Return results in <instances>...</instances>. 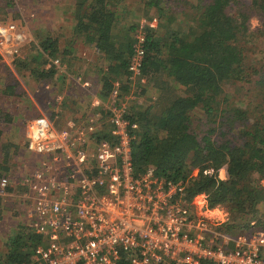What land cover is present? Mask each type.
Returning a JSON list of instances; mask_svg holds the SVG:
<instances>
[{
    "label": "built area",
    "instance_id": "built-area-1",
    "mask_svg": "<svg viewBox=\"0 0 264 264\" xmlns=\"http://www.w3.org/2000/svg\"><path fill=\"white\" fill-rule=\"evenodd\" d=\"M0 29V64L15 67L33 37L13 19L0 22ZM145 57L146 33L137 29L127 92L115 85L108 99L99 97L104 103L93 101L109 123L64 121L65 89L55 90L47 109L27 123V151L40 161L20 185L22 220L43 243L23 264H119L124 255L131 264H264V227L253 228V222L234 235L227 216L214 214L220 208L206 205L198 213L199 198L189 201L184 181L166 179L154 168L136 172L140 127L131 111L135 104L158 102L134 90ZM44 67L65 71L60 58L45 59ZM9 187L3 177L0 191Z\"/></svg>",
    "mask_w": 264,
    "mask_h": 264
},
{
    "label": "trees",
    "instance_id": "trees-1",
    "mask_svg": "<svg viewBox=\"0 0 264 264\" xmlns=\"http://www.w3.org/2000/svg\"><path fill=\"white\" fill-rule=\"evenodd\" d=\"M73 1L74 37L94 46L107 61L99 93L106 100L115 87L114 81L121 82L128 75L134 34L139 26H127L129 9L123 7L126 0ZM140 1L149 22L156 20L143 30L146 33L143 77L163 73L183 95L165 106L158 119L152 115L156 104L133 106L130 118L140 127L134 153L136 172L145 173L154 168L166 179L184 181L189 201L205 196L209 208L226 207L233 213L237 223L234 226L228 221L231 230L247 227L248 222L263 224L259 208L264 204L261 185L264 180V59L254 56L258 44L264 43V0H252L249 4L243 0H200L197 4L187 0ZM257 10L261 12V28L250 30V18ZM181 15L192 17L187 32L174 24ZM47 43L53 44V41L42 43L45 51L51 50L47 56L58 58L57 41L54 45ZM17 65L22 63L17 61ZM37 71L40 79L57 73L44 65ZM256 77L259 78L254 82L262 87V95L255 112L247 117L249 109L227 110L226 87L253 82ZM123 87L125 94L127 81ZM11 90L12 87H6L5 92L9 94ZM198 110L203 112L209 126L217 124L232 110L234 114L230 122L224 119L206 135L203 131L197 135L192 122ZM236 123L239 124L237 131ZM225 126L227 131L219 136L226 140L213 139L219 128ZM42 239L25 225L21 226L9 241L8 252L0 264L30 262ZM119 264H131L129 257L124 255Z\"/></svg>",
    "mask_w": 264,
    "mask_h": 264
},
{
    "label": "rangeland",
    "instance_id": "rangeland-1",
    "mask_svg": "<svg viewBox=\"0 0 264 264\" xmlns=\"http://www.w3.org/2000/svg\"><path fill=\"white\" fill-rule=\"evenodd\" d=\"M126 1L123 7L127 6L129 9L127 26L131 27L137 24L139 26L138 29L145 31L146 25L156 23V20L150 21V23L149 19L144 15L143 4L140 0ZM187 1L197 4V1L200 0ZM243 1L246 4L252 2V0ZM74 7L75 1L73 0H0V22L8 21L9 19L18 21L28 29L33 37V41L24 49L22 57L18 60L19 64L22 63V65L8 67L0 64V129L5 131V135H2L0 139L2 143L11 145V147L4 146L5 144L0 146V181L3 177H7L11 182L10 184H14L7 191H0V259L8 252L9 241L12 240L18 229L24 225L22 216L25 206L20 199V195L23 192L20 185L25 175L34 170L40 161L38 157L27 151L25 136L27 123L47 109L48 101L55 96L53 92L57 91L55 81L62 79L59 73L46 79H40V72L37 69H39L41 61L48 59L50 56L47 55L51 53L50 49L45 51L42 43L53 41V44L47 43V45H54L57 41V55L59 57L62 55L66 41L69 39V34L67 31L62 32L63 28L59 26L64 24L68 12ZM177 21L174 22V24L177 23V28L179 27L180 30L187 32L189 25H191L192 17L181 15ZM253 21H256V23L253 24ZM261 24V12L257 10L250 18V30L261 28ZM80 40L82 41L81 38ZM253 43L255 42L253 41ZM255 47H257V44ZM80 48L83 53H90V56L94 59L90 64L85 63L82 65V73L99 79L101 74L105 72L107 62L100 56H94L91 50L85 46ZM255 50L256 55L254 57L264 59V43L263 45L258 44ZM252 54L249 55L250 60ZM72 70H74V73L77 71L73 67ZM257 78L259 77H256L253 82H239L236 85L226 87L225 92L228 102L225 107L227 110L235 108L249 109L247 110L249 112L247 117L252 115V112H255L262 95V87L254 82L257 81ZM169 81L171 80L167 79L165 74L160 73L153 77H143L134 87V90L141 93L146 100L152 97L160 99V102H157L156 105L154 104L155 107L152 111L154 118L158 119L162 110L166 108L165 106L168 107L176 97L183 95V92L178 91ZM123 85L120 84L119 86L124 88ZM6 87H12L9 94L5 92ZM88 111L90 112L84 113L85 117L91 115L90 106ZM233 114V110L225 114L226 117L224 116V119L227 120V123L232 120ZM254 116H252L251 120ZM104 119L105 122L103 123H109L108 118L105 117L102 120ZM224 119L221 117L217 124L209 126L203 116V112L198 110L193 116V132L199 135L198 132L203 131V134L206 135L212 127H219V123ZM234 127L235 131L239 130V124L236 123ZM106 128H110V126L106 125ZM225 131H227L226 126L220 127L218 134H215L213 139L223 142L226 138L220 137L219 134ZM11 140H14L16 144H10L9 141ZM261 185L264 187V180L261 181ZM206 205L207 199L202 196L197 200V209H195L200 213ZM219 208L221 211H216L214 214L220 217L226 215L229 219V224L237 223L234 220L233 213L228 208ZM259 212L261 215L260 219L263 221L264 204L260 206ZM255 223V226H252V223L249 222L248 225L253 228L264 227V223L259 224L257 221ZM233 225L235 226V224ZM243 228V226L234 228L231 233L235 235Z\"/></svg>",
    "mask_w": 264,
    "mask_h": 264
},
{
    "label": "crops",
    "instance_id": "crops-1",
    "mask_svg": "<svg viewBox=\"0 0 264 264\" xmlns=\"http://www.w3.org/2000/svg\"><path fill=\"white\" fill-rule=\"evenodd\" d=\"M67 19H65L64 24H61L59 27L63 28L61 31H67L69 34V39L66 41L65 49L62 51V55L58 58L61 59L63 62V65L65 67V71L62 77L60 78V81H55V84H57L55 87L57 91H62V89H65L64 92L67 96L66 102L64 104V114H63V120H75L76 123H85L91 122L92 123H103L105 122L106 117L105 112H102L101 108H96L93 106V101H96L100 99V91L102 90V78L106 74V69L103 74H101L100 78L98 79L95 76L92 75H86L83 72V64L88 63L90 64L94 59L90 56V53H83L81 50V46H85L86 48L90 49L94 56L101 57L102 55L98 52V50L94 46H90L83 41H79L78 38L74 37V29H75V19L72 11L68 12ZM55 42V41H54ZM106 61V60H105ZM107 62V61H106ZM45 64V59L41 61L40 67ZM76 73H74V70ZM81 78L83 82H89L91 83L90 88H85L82 84H78L75 79ZM121 82L119 80L114 81V86L124 84L126 83V77H123ZM53 87V88H55ZM100 97V98H99ZM102 99V98H101ZM100 99V100H101ZM102 101V100H101ZM103 102V101H102ZM104 103V102H103ZM91 108V115L85 117L84 113L90 112L88 111V107ZM7 125V124H6ZM2 135H5V131L3 129H0V137ZM9 138V137H8ZM10 144H16L14 140L9 141ZM2 144H5L4 146H10L9 143H2L0 139V146ZM7 170V169H6ZM33 171V170H32ZM11 183V182H10ZM12 184H10L11 186ZM14 186V184L12 185ZM23 189V187H21ZM23 219V217H22Z\"/></svg>",
    "mask_w": 264,
    "mask_h": 264
},
{
    "label": "clouds",
    "instance_id": "clouds-1",
    "mask_svg": "<svg viewBox=\"0 0 264 264\" xmlns=\"http://www.w3.org/2000/svg\"><path fill=\"white\" fill-rule=\"evenodd\" d=\"M256 23V21H253V24H255ZM4 29H0V34H3L4 33ZM38 123H40V124H44L45 123V121H38Z\"/></svg>",
    "mask_w": 264,
    "mask_h": 264
}]
</instances>
